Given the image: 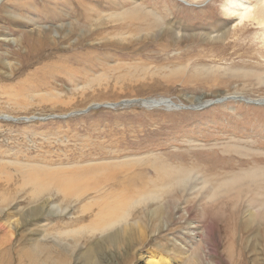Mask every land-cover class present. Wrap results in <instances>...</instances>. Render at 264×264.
Returning a JSON list of instances; mask_svg holds the SVG:
<instances>
[{
    "label": "rangeland",
    "instance_id": "1",
    "mask_svg": "<svg viewBox=\"0 0 264 264\" xmlns=\"http://www.w3.org/2000/svg\"><path fill=\"white\" fill-rule=\"evenodd\" d=\"M226 1L0 0V264H264V47ZM134 6L155 39L123 32ZM126 163L130 197L193 171L112 215Z\"/></svg>",
    "mask_w": 264,
    "mask_h": 264
},
{
    "label": "bare ground",
    "instance_id": "2",
    "mask_svg": "<svg viewBox=\"0 0 264 264\" xmlns=\"http://www.w3.org/2000/svg\"><path fill=\"white\" fill-rule=\"evenodd\" d=\"M224 7H225L224 12L227 15V17H229L230 19L239 20L241 23L243 21L246 22L243 29H242L243 34H247V31L245 30V28H247V27L251 28V26H249V24L257 26L258 30L255 33V39H258L260 41V47H264V0H227ZM122 17H123V21L124 20L127 21L121 27L122 29L125 30L123 32H130L133 34H138V33H140L139 31H143L142 32L143 35L147 36L148 39L150 38L149 36H151V35L152 36L155 35V37H152L153 39H155L157 36H159V35L155 34L156 30L157 31H159V30L164 31L163 22H162L163 18L161 17V15L156 14L155 12H152L149 10H145V9L141 8L140 6H134L131 11L130 10L125 11V12L123 11ZM237 31H238L237 28L233 29L230 37H227V32L221 33V34L218 33L216 36L214 35L211 37L213 38V40L216 43H223V42L227 41V39H229V38L232 39L233 35H235L237 33ZM223 32H225V31H223ZM136 36H138V35H136ZM124 38H127V37H124ZM260 76L264 79V73ZM166 103H168V101H166ZM229 149H230V147H229ZM196 151H198V150H196ZM235 151L237 152L238 148L235 147ZM237 153H239V152H237ZM106 165H109V164H106ZM151 165L154 166V162L151 163ZM156 166H158V163H156ZM106 167L107 168H105L104 170L107 171V174H104L101 177H105V181H108L110 183L118 184L117 178L119 177V175L125 174V178H123V180L120 181L119 185L122 188V198L124 196H127V197H124L122 201L121 200L119 201L117 199L118 202L116 204H121V206L120 207L117 206V207L113 208L112 212H111L112 215L117 214V211L119 209L126 207L129 204L134 203L136 194H140L143 191L146 192L143 194L144 196H142L140 198V200H142L144 197L149 195V193H152L154 191H160L161 189H165V188H170L172 185H174L176 183H181V182L187 181L189 179L190 172L193 171V169L186 168V167L176 169V168H173L171 166L164 165V167H163L164 169H162V170L157 167L158 168V174L160 176L158 180H160L159 182H160L161 186L154 184L151 187L152 190L150 188H149L150 191L144 190V188H143L142 189L143 191H141L139 193L135 191V192H133L134 197H130V196H128L129 191H131L133 188L136 187L135 183L138 180V177L130 175V173H129V169L133 168V166H130V164L126 163V164H123L122 166L117 165V164H113V165H109ZM89 170L90 169L87 170V168L86 169L80 168V169L73 170L72 173L80 175L84 171L88 172ZM36 171L34 170V172H36ZM32 172H31V174L34 173V172L33 173ZM37 172H38V174H37ZM37 172L34 174L36 176H32L33 178H36L37 176H41V177L44 176L45 177L44 173L40 174L41 172H39V171H37ZM256 172L257 173H255V175L254 174L250 175V177L254 178V181H256L257 179L261 180V178H264V167H259V169ZM46 173H47V178H51L52 181L58 182V186L63 188L68 195L72 194L74 192H77V188H79V187L73 188L74 185L77 184V180H74V178H75L74 176H76V175H73V177H71L68 175L67 172L60 171V172L55 173L52 170L47 171ZM234 177L240 179L239 176H234ZM88 178H90V177H88ZM85 182H87V180H85ZM138 183H144V181L142 179H139ZM157 184H159V183H157ZM73 189H75L74 192H73ZM86 190H88V187ZM66 193H64V194H66ZM72 195H69V196H72ZM153 197H155V195ZM260 208L264 209V203L260 206ZM259 215L264 217V210H262V212ZM232 216H234V214ZM232 220H233V217H232ZM208 233H209V235H212V232L209 231ZM157 259H161V257L158 256L155 261L154 260H151V261H153V263L155 262V264L165 263V262H161V260H157ZM197 264H199V262H197Z\"/></svg>",
    "mask_w": 264,
    "mask_h": 264
}]
</instances>
